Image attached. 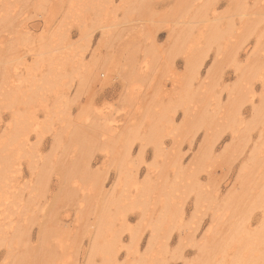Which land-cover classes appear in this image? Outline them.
<instances>
[{
	"label": "bare ground",
	"instance_id": "bare-ground-1",
	"mask_svg": "<svg viewBox=\"0 0 264 264\" xmlns=\"http://www.w3.org/2000/svg\"><path fill=\"white\" fill-rule=\"evenodd\" d=\"M70 1L67 0V3ZM81 1L82 9L95 11L96 19L91 26L101 28L99 16L105 15L108 17L105 24L109 28L102 31L90 50L88 60L83 58V53L80 55V65L72 66L71 58L76 53L70 48H65V36L58 27L51 30L50 35H42L39 39L34 64L25 69L28 80L19 76L17 83L7 85L13 77L9 75L10 60L20 61L17 54L21 37L15 36V46L11 49L14 57H11L10 49L3 47L9 52H5L6 66L0 72V108H11L19 103L22 96L25 99L22 102L29 105L38 104L45 109L44 117L48 119V123H37L36 115L26 119L23 113L16 112L9 134L2 139L6 143L1 144L0 139V189L8 185L9 177L15 171L14 151L8 150L7 147L15 143L18 150L24 149L25 136L37 125L36 130L41 129L42 132H36L39 137L53 130L52 151L59 147L60 140L65 135L73 147L74 154L61 173L60 182L63 198L73 200L77 204L78 217L87 218L85 231L91 230L84 264H97V256L100 258L98 264H170V259L180 258L182 247L187 242H192L194 235V231H190L192 225L186 223L191 219L186 221L183 212L184 200L190 194L194 196L195 208L207 201L214 202L229 212L228 217L222 221L225 222V230L215 228L216 234L213 227L207 230L209 233L214 231L209 244L210 250L208 248V252L205 251L198 264H264V215L256 228L251 227L248 217L254 208H261L264 213V149L254 143L257 146L254 145L250 153L248 152L247 160H242L241 171L238 170L241 172L238 173V184L241 188L235 192L233 189L236 186L232 187V191L229 190L224 198L218 199L219 202L218 186L212 182L211 176L208 177V185L200 184L197 176L201 171L209 174L211 170L209 169L208 173V167L215 164L218 158L222 163L227 162L224 164L227 168L230 164L228 161L236 160L245 153L251 131L264 125V28L261 33L254 35L259 29L258 24L264 22V3L261 7L255 4L251 10L252 14L248 16L246 12L250 10L247 0H229V9L220 13H216V0H176L166 12L171 24L168 27L165 47L158 51L157 46L152 44L154 38L151 36L154 29L156 30L155 26L157 27L154 14H148L145 23H138L140 28L134 18V14H141L152 0H121V6L124 7L121 19H118L116 12L112 10L104 12L107 5H112L114 0ZM65 11L64 17L68 13ZM235 12L239 13L238 23L233 19ZM224 18L227 20L225 26ZM0 23L2 26L11 25L13 28L12 19L6 15ZM129 23L134 25L127 26ZM143 24H147L146 28L150 30V35L146 38L148 46H145L146 43L141 38L146 33ZM197 26L202 27L199 36L195 32ZM128 27L136 28L140 38L123 52L122 57L113 59L112 50L109 54L107 49ZM86 32L87 29L83 30L82 34L85 35ZM251 35L255 36L252 49L244 60H238L239 49ZM87 41L90 42L89 36ZM213 48L216 49L212 64L210 63V68L205 71L206 75L201 78L200 68ZM58 49L62 52L56 54ZM179 54L183 57L184 65L181 71H176L173 67L174 58ZM58 55L61 56L58 58ZM41 64H46V67L40 66L44 67L40 69L38 66ZM227 64L231 65L236 73L232 84L222 83V68ZM38 69L41 72H38ZM111 76L119 79L121 102L127 108L132 109L131 106L134 105V96H131V93L139 94L137 98L141 103V118L137 124L127 120L117 129L118 126L111 123L113 119L108 122L105 117L96 113L99 105L94 89L99 86L98 83L113 79ZM73 79L76 80L75 91L70 96L68 88H71L69 85L74 86L71 82ZM256 81L261 85V92L255 96L253 84ZM22 83L26 86L23 91ZM6 86L9 90L4 88ZM139 86H143L145 90L137 91ZM224 91L227 95L225 101L221 100ZM49 98H52L51 103L47 101ZM73 103L78 104V118L69 114ZM246 103L251 104L249 120L243 116L242 107ZM178 109L182 111L183 118L176 125L174 119ZM58 116L61 126L54 128L52 119H58ZM199 129L205 131L203 142H199L200 146L197 147L198 150L189 165L183 166L178 145L175 143L189 140L191 145ZM226 130L230 131L232 142L224 146L223 152L217 155L214 153V144ZM165 136L174 139L172 152L171 149L163 147ZM135 141L139 143V147L137 155L133 157L131 149ZM148 145L152 147L154 162L149 164V171L140 180L137 175L138 166L143 161L144 149ZM93 149L107 153L110 165L116 168L118 175L119 180L105 193H101L103 182H100L104 176H99L90 169L89 154ZM24 150V154L30 157V166L35 165L36 162L32 160L35 152L30 147ZM63 150L66 148L63 147ZM158 157L161 158L160 163L155 159ZM48 168L49 158L43 157L36 170V185H33L32 190L35 196L42 195L40 185L43 186V181L48 179ZM148 172H152V175ZM250 175L254 176L251 177L252 181ZM248 177L251 183L246 186ZM154 191L158 196L153 200ZM244 191L247 201L242 198ZM12 200H0V204L4 205L1 211L0 243L9 246L10 264H66L61 263L62 259L50 244L49 237L55 232L53 228H40L39 244L31 255V260L25 259L20 250L15 251V244L25 235L26 229L28 230L24 221L29 220L22 215L33 206L35 197L23 200L21 195H13ZM19 201H22L25 212L18 210L20 213L14 223L15 220L11 216L17 213L14 205ZM134 208H139V220L136 223H128L125 220L126 211ZM115 221H121L120 227H114ZM146 230L148 237L145 248L141 251L139 241ZM173 230L178 233L180 246L171 250L167 246V240ZM124 231L128 232L127 243L122 241L121 233ZM57 242L62 244L61 239ZM121 247L125 258L118 261L117 253ZM227 249L231 250L230 256L213 259L212 256L217 252Z\"/></svg>",
	"mask_w": 264,
	"mask_h": 264
},
{
	"label": "rangeland",
	"instance_id": "rangeland-1",
	"mask_svg": "<svg viewBox=\"0 0 264 264\" xmlns=\"http://www.w3.org/2000/svg\"><path fill=\"white\" fill-rule=\"evenodd\" d=\"M80 2L82 1L71 0L70 3H67V0H0V16L2 15L0 18V22L2 18H5L6 15L7 17H10L12 19L13 23V28L11 25L2 26V24L0 23V61H3L0 62V72H2L1 69L3 70L4 66H6L5 59L7 53L10 51L12 54L11 49L13 46H15V44H13L15 36L18 35L19 37H21V43L20 46H18L20 50L17 54L20 58V61L16 62L14 60H10V66L8 67L9 75L13 77L9 79L7 85H13V83H17L16 80L19 76H21V78L24 77L26 80H28L26 77L25 69L26 67L34 64L35 55L38 51L39 39L42 35H47L48 33V35H50L51 30H54L58 27H60L61 32L65 36V48H70L74 53H76L75 56L71 58L72 66L80 65V55L82 53L83 58L85 60H88L90 50L96 44V41L100 37L102 31H106V29L109 28L105 24V20L108 17L105 15L99 16V21L102 24L101 28L103 30L99 27L97 28L96 26H91V23L96 19L95 11L93 9H82L80 7ZM175 2L176 0H152L149 2V5L145 7L146 9H143L140 12L141 14H134V18L137 19V25L138 23H145L144 20H146V16H148V14H154L155 19H157V27L155 26L156 30L154 29V31L152 32V34L154 35L151 34V36L152 38H154L152 44L153 46H157L156 49L158 51L165 47L168 27L171 24L170 20L167 19L166 12L169 11V9ZM247 2L250 12H246V15L249 16L250 14H252L253 11L251 12V10L252 8H254L255 4L257 7H261L264 3V0H247ZM33 3H35L36 5L34 6ZM229 3V0H216V13L224 12L226 9H229ZM123 9L124 7L121 6V0H114L112 5H107V9L104 12L112 10V12H116V17L118 19H121L123 16ZM65 10H67L68 13L64 17L63 14L64 12H66ZM233 19L235 23L239 22L238 12H235L233 14ZM223 21V26H225L227 23L226 18H224ZM130 24L131 26L134 25L132 23H129L127 26H129ZM146 26L147 24L144 26L146 33L144 32V37L141 36V38L146 43L145 46H148L149 44L148 41H146V38L150 35V30H147ZM258 26L259 29L257 28V33L254 35H258L263 31L264 22H260ZM85 29H87V32L84 35L82 34V31ZM201 31L202 27L199 26L198 28L197 26L195 30L197 36H199ZM120 35L121 36L117 40H115V42H113L112 45L107 49L109 54L112 50L113 59L122 57L123 52L127 50L131 44H135L136 40L140 38V35L138 34L136 28L131 29V27L126 28ZM88 36L90 38L89 43L87 41ZM56 42L57 41H54V43ZM254 43L255 36L251 35L250 38L244 43V45L239 49V52L237 53L238 60H244L246 58ZM3 47H7V49L10 50L8 51L6 48L4 50ZM215 49L216 48H213L211 51H209L208 56L205 58V61L200 68L201 78L206 75L205 71L208 69V67L210 68L211 66L210 63L213 60ZM58 50H56L57 52H54H56V54L62 52L60 49ZM63 52H65V50H63ZM180 55L181 54L174 58L175 62L173 60V67L176 68V71H181L184 65L183 57ZM60 56L61 55H58L57 57L59 58ZM8 57L10 58V55H8ZM11 57H14L13 54L11 55ZM40 66L46 67V64H41L38 67ZM40 69H44V67H40ZM40 69H38L37 71L41 72ZM37 71H35L36 74H38ZM45 71L46 70H43V72ZM221 75L223 84H232L235 81L234 79L236 78V73L234 72L232 66L228 64L222 68ZM112 78L113 79H109V81L107 80L106 82H102V84L101 82L98 83V88L96 87L94 89L95 99L97 100L96 102L99 105V109L96 111V113L98 115H101V117H105L108 122L113 119V122L111 121V123L117 125V129L121 128V126L127 120H129V122L134 125L137 124L141 118V103L138 102L137 98V96L139 97V94L136 92L131 93V96H134V105L131 106L132 109L127 108L121 102V84L118 81L119 79L115 77ZM75 81L76 80L71 81L74 86L69 85L71 86V88H68L70 96H72L73 92L75 91ZM22 84L23 85L21 86V90L23 91L25 90L26 86L24 83ZM166 84L167 86H169L167 82ZM4 88L8 89L7 86ZM253 88L255 96L261 92V85L258 81L253 84ZM136 89L139 92L145 90L143 86H139ZM226 96V91H224L221 95V100L225 101ZM22 101H25V99L21 96L18 104H15L11 108H0L1 144L6 143L5 141H2V139H5L7 134H9V129L14 117L16 116L17 111L23 113L26 119L31 117V115H36L37 123H48V119L44 117L46 115V111L44 108H42V106L40 107L38 106V104L29 105L26 104V102ZM47 101L51 103L52 98H49V100ZM56 105L57 104H55V106ZM78 108L79 107L77 103H73L71 105L69 110V114L71 115V117H77ZM242 109L244 118H247L249 120V118H251V104L246 103L242 107ZM181 118H183L182 111L178 109V111L175 113L174 123L176 125L179 124V122L182 120ZM58 120L59 116L58 119H56V117H53L52 123L54 128L61 126ZM263 128L264 125H261L255 128L254 131H251V138L248 142V145L246 146L245 153L237 157L236 160H232L231 162L228 161V163L230 164L227 166V168L225 166L227 162L222 163L221 159L218 158L216 159V162H214L215 164H211V167H208V173L211 170L209 174H207L206 171H201L200 173H198L197 176L200 184L208 185V177L211 176L210 179L212 180V182L218 186L217 202H219V198L223 197L224 195L226 196L230 191H232L235 186L236 188L233 189L235 190V192L236 190H239L241 188L238 184L240 177L239 174H241V172H238V170L243 165V161L245 162V159L247 160V156L249 155L254 145L257 144L260 149H264V132L262 131ZM36 129L37 125H35V128L33 127V129L27 133V135L25 136L26 143L24 144V149L30 147V149L35 152V156L32 158V160L36 162L35 165L30 166V157L24 154V149L18 150V146L15 143L7 147L8 150L14 151L13 161L15 164V171L11 173V176L9 177V180L7 182L8 185L3 186L0 189V200L5 199V202L8 200H12L13 195H21L23 200H26L31 196L35 197L33 206L28 209L27 213L22 215L23 218L27 217V219L29 220L24 221V225L26 226V228H28V230L26 229L25 235H23L20 241L15 244V251L17 252L20 250L21 253H24L25 259L28 258L31 260V255H33V253L36 251L39 244V230L44 226L47 228L55 229L54 235L49 237V239L50 244L54 249H56L58 255L62 259L61 263L84 264L90 244L91 230L88 229L87 232L85 231L84 224L86 223L87 218H81L80 216L78 217L77 204L73 200H65L63 198L60 182L61 173H63L65 166L68 165V163L71 161L72 155L74 154V152L72 151L73 147L68 143V138L65 135L60 140V143L58 145L59 147L56 150L52 151L51 139L53 136V130L45 132L43 133L42 137H39L36 135V132H41V129ZM204 135L205 131L203 132V129H199L191 145L188 142L189 140H183L181 143H178L177 141L175 143L178 145L179 153L181 154L180 159L183 166L189 165V162L193 158L194 153H196V151L198 150L197 147L200 146V143L202 144V138H204ZM221 135L222 136H219L220 138H217L218 140H216L217 142H215L214 144V153L217 155L223 152L224 146L230 145L232 142L230 141V131L226 130ZM256 139H258V141H256ZM173 140L174 139L170 136H165L163 139V147L171 149L172 152L175 145ZM262 142L263 144H261ZM63 147L66 148V150H63ZM138 147L139 143L135 141L131 149V154L133 155V157L137 155ZM43 157L49 158V168L47 170V172H49V175L47 181H43L44 185H40V194L42 193V195L35 196L32 190L33 185H36V170L41 165V159ZM155 159L157 160V163L161 162L160 157ZM153 162V150L151 145H148L144 149L143 161L140 162L138 166L139 169L137 171V175L140 180L143 179L147 174L146 172L149 171V164ZM218 162H221L222 165H220L221 163L218 164ZM89 164L90 169L93 172H95L97 175L99 174V176H104V178L100 180V182H103L101 193L107 192L113 186V184L117 180H119L116 168L113 165H110L108 155L104 150L93 149L89 154ZM148 173L152 175V172ZM237 175L238 178H236ZM251 177L252 175H250V178ZM250 178L248 177V181L245 182L246 186L248 183H251L249 182ZM252 178L250 181H252ZM235 181L237 183H235ZM242 188L244 189L243 186ZM116 189L119 192V188L117 187ZM78 195H80V191L78 192ZM246 195V193L242 194V198L244 201L246 200ZM152 196L154 200L158 196L157 192L154 191L152 193ZM8 197L9 199H7ZM57 199H62V201ZM22 204V201H19L16 205H14V208H16L17 212L16 214H13L11 216V218H14L15 220L14 223H16L17 214H19L20 212H25V210L22 208ZM3 206L4 205L0 204V221H2L1 211L3 209ZM194 208V196L190 194L184 200L183 212L184 219H187L186 221H189V219H191V221L189 222H186L185 220L184 221L187 223V225L191 224L193 226L190 227V231H194L193 240L195 239V241L191 240L192 242H187V244L182 247L181 257L177 259H170V264H198L200 258L202 259L204 257L205 251H207L209 248V244L211 243V240L213 238L214 231L216 234L217 228H219V230L226 229L225 222L222 221L228 217V211H224L214 202L207 203V201L206 203L203 202L198 207L200 209ZM18 210L20 212H18ZM126 212L127 213L125 220L128 223H136L137 220H139V208H134ZM249 214H251L248 216L249 220H251V227L256 228L257 226H259L258 224L261 223L262 216L264 215L263 209L254 208L249 212ZM89 221L91 222V220ZM120 222L121 221H115L114 227H120ZM211 227L214 228V231L212 233L207 232V230ZM121 236L123 243H127L128 232H122ZM147 237L148 231L146 230L143 232L139 241V248L141 251H143V249L145 248ZM58 239L62 240V244L60 243L61 245L57 242ZM162 241H164V238H162ZM167 246L171 250H174L178 246H180L177 231H172L170 238L167 240ZM230 253L231 250L227 249L224 252H217L216 255L213 254L215 256L212 257H214V260H219L222 256H230ZM8 256L9 246L7 244L4 245L0 243V264H10ZM124 258L125 252L121 247V249L117 253V260L123 261ZM95 261L98 264L100 262V258L97 256Z\"/></svg>",
	"mask_w": 264,
	"mask_h": 264
}]
</instances>
